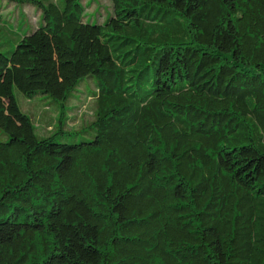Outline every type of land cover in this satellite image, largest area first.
I'll return each mask as SVG.
<instances>
[{
  "label": "trees",
  "instance_id": "1",
  "mask_svg": "<svg viewBox=\"0 0 264 264\" xmlns=\"http://www.w3.org/2000/svg\"><path fill=\"white\" fill-rule=\"evenodd\" d=\"M7 1L38 19L0 21V264H264V0ZM84 79L89 140L13 95L61 133Z\"/></svg>",
  "mask_w": 264,
  "mask_h": 264
},
{
  "label": "rangeland",
  "instance_id": "2",
  "mask_svg": "<svg viewBox=\"0 0 264 264\" xmlns=\"http://www.w3.org/2000/svg\"><path fill=\"white\" fill-rule=\"evenodd\" d=\"M58 6L62 5V0H52ZM84 7L85 17L88 21L93 23H100L107 18L111 13V0H81ZM18 10L24 14L22 20L35 24L38 19L37 12L33 10V7H22L19 3H16V7L8 3L7 0H0V21L6 20L7 22L13 21V17ZM2 38L0 37V40ZM8 49L6 44L0 46V51ZM87 79H84L87 89L80 88L81 94H77L79 99L77 101L68 99L65 102L67 107L76 106L71 111H64L66 119L62 120L61 133L58 132L59 121L56 118L58 111L60 110L59 105L56 102L51 101L45 95H37L31 99H25L21 94L13 89L14 98L19 105L20 109L26 113L32 120L35 130L39 135H47L53 132L54 139L59 142H78L80 140H89L93 136L92 129L87 125L92 120V112L94 100H86V94L90 92L88 87ZM92 89L93 85L89 82ZM86 89V90H85ZM83 99V100H82ZM59 117H62L61 115ZM60 119V118H59ZM6 137L0 130V140H4Z\"/></svg>",
  "mask_w": 264,
  "mask_h": 264
}]
</instances>
